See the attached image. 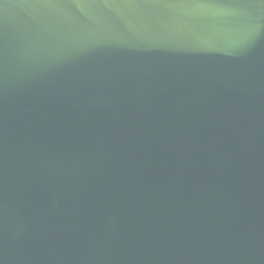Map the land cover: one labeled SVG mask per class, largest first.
I'll return each mask as SVG.
<instances>
[{"label":"water","instance_id":"obj_1","mask_svg":"<svg viewBox=\"0 0 264 264\" xmlns=\"http://www.w3.org/2000/svg\"><path fill=\"white\" fill-rule=\"evenodd\" d=\"M0 264H264V0H0Z\"/></svg>","mask_w":264,"mask_h":264}]
</instances>
